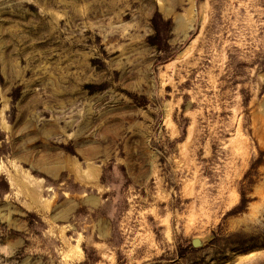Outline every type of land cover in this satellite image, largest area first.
I'll return each instance as SVG.
<instances>
[{
	"label": "rangeland",
	"instance_id": "rangeland-1",
	"mask_svg": "<svg viewBox=\"0 0 264 264\" xmlns=\"http://www.w3.org/2000/svg\"><path fill=\"white\" fill-rule=\"evenodd\" d=\"M0 264H264V0H0Z\"/></svg>",
	"mask_w": 264,
	"mask_h": 264
},
{
	"label": "water",
	"instance_id": "water-1",
	"mask_svg": "<svg viewBox=\"0 0 264 264\" xmlns=\"http://www.w3.org/2000/svg\"><path fill=\"white\" fill-rule=\"evenodd\" d=\"M199 243H200V241L197 238H195V239L192 240V244L194 246L199 245Z\"/></svg>",
	"mask_w": 264,
	"mask_h": 264
}]
</instances>
